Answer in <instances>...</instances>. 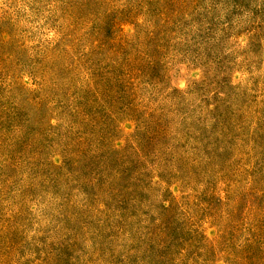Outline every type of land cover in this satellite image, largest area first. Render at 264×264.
Returning <instances> with one entry per match:
<instances>
[{"label": "rangeland", "instance_id": "374dc122", "mask_svg": "<svg viewBox=\"0 0 264 264\" xmlns=\"http://www.w3.org/2000/svg\"><path fill=\"white\" fill-rule=\"evenodd\" d=\"M0 264H264V0H0Z\"/></svg>", "mask_w": 264, "mask_h": 264}]
</instances>
